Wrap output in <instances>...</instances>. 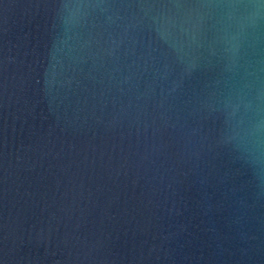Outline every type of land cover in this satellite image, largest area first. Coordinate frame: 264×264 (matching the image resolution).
I'll list each match as a JSON object with an SVG mask.
<instances>
[{
  "label": "water",
  "instance_id": "1",
  "mask_svg": "<svg viewBox=\"0 0 264 264\" xmlns=\"http://www.w3.org/2000/svg\"><path fill=\"white\" fill-rule=\"evenodd\" d=\"M0 264H264V0H0Z\"/></svg>",
  "mask_w": 264,
  "mask_h": 264
}]
</instances>
